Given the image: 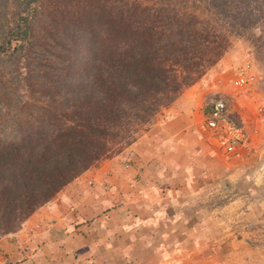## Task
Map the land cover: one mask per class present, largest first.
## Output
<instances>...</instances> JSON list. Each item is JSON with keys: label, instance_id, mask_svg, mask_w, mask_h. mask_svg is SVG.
Returning a JSON list of instances; mask_svg holds the SVG:
<instances>
[{"label": "trees", "instance_id": "1", "mask_svg": "<svg viewBox=\"0 0 264 264\" xmlns=\"http://www.w3.org/2000/svg\"><path fill=\"white\" fill-rule=\"evenodd\" d=\"M254 28L264 0H0V238Z\"/></svg>", "mask_w": 264, "mask_h": 264}, {"label": "crops", "instance_id": "2", "mask_svg": "<svg viewBox=\"0 0 264 264\" xmlns=\"http://www.w3.org/2000/svg\"><path fill=\"white\" fill-rule=\"evenodd\" d=\"M208 83L186 88L131 144L2 236L0 264H174L192 254L184 246L199 244L190 232L203 227L201 171L215 151L205 126Z\"/></svg>", "mask_w": 264, "mask_h": 264}, {"label": "rangeland", "instance_id": "3", "mask_svg": "<svg viewBox=\"0 0 264 264\" xmlns=\"http://www.w3.org/2000/svg\"><path fill=\"white\" fill-rule=\"evenodd\" d=\"M239 73L248 80L235 87L233 79ZM205 77L213 84L208 98L224 97L246 136L232 159L222 154L213 138L207 144L215 151L212 165L201 171L204 193L197 207L203 227L190 232L198 235L199 244L188 242L184 248L192 254L174 264H264V37L259 29L231 37L229 49ZM196 253L201 255L196 258Z\"/></svg>", "mask_w": 264, "mask_h": 264}, {"label": "built area", "instance_id": "4", "mask_svg": "<svg viewBox=\"0 0 264 264\" xmlns=\"http://www.w3.org/2000/svg\"><path fill=\"white\" fill-rule=\"evenodd\" d=\"M247 80L246 75L239 73L233 79V85L242 87ZM208 104L205 126L210 131L211 137L227 159L238 156L246 136L243 127L226 118L229 111L224 97L214 96Z\"/></svg>", "mask_w": 264, "mask_h": 264}]
</instances>
